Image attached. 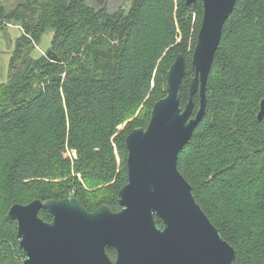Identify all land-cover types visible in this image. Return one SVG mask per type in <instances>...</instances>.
Masks as SVG:
<instances>
[{
	"label": "trees",
	"instance_id": "16d2710c",
	"mask_svg": "<svg viewBox=\"0 0 264 264\" xmlns=\"http://www.w3.org/2000/svg\"><path fill=\"white\" fill-rule=\"evenodd\" d=\"M110 10L90 0H18L0 25L22 28L0 85V264H22L14 203L77 197L88 209L119 211L128 182L126 137L149 124L166 95L167 72L183 53L182 104L202 1L126 0ZM53 29L51 46L32 54ZM207 104L178 168L204 211L235 248L232 264H264V0H237L206 87ZM193 116L200 108L195 95ZM145 108L137 115L139 108ZM136 114L135 118L134 115ZM105 186L104 197L84 183ZM40 216L52 220L42 209ZM157 223L163 226L161 219ZM112 259L117 252L107 247Z\"/></svg>",
	"mask_w": 264,
	"mask_h": 264
},
{
	"label": "water",
	"instance_id": "95a60500",
	"mask_svg": "<svg viewBox=\"0 0 264 264\" xmlns=\"http://www.w3.org/2000/svg\"><path fill=\"white\" fill-rule=\"evenodd\" d=\"M193 4L198 0H185ZM204 14L192 57L190 97L182 104L187 60L179 53L167 72L166 95L156 101L149 124L126 137L128 182L119 191L122 209L94 210L75 196L14 203L8 216L17 223L22 264H232L235 248L199 204L178 168L179 153L205 112L206 87L237 0H200ZM200 108L193 116L195 95ZM264 116V99L258 118ZM53 216L45 220L40 211ZM161 219L163 226L157 223ZM107 247L117 256L112 259Z\"/></svg>",
	"mask_w": 264,
	"mask_h": 264
},
{
	"label": "rangeland",
	"instance_id": "374dc122",
	"mask_svg": "<svg viewBox=\"0 0 264 264\" xmlns=\"http://www.w3.org/2000/svg\"><path fill=\"white\" fill-rule=\"evenodd\" d=\"M91 4L96 7L108 6L110 10H116L119 7L126 6V0H90ZM18 0H0V6L2 3L5 4L7 10L12 9L17 4ZM22 28L17 23H8L5 26L0 25V85L7 83L10 76V63L12 55L16 49L17 41L22 36ZM54 31L53 29H48L44 32L41 41L35 40L32 49V54L34 56H39L42 52H45L52 42ZM142 110L145 111L143 106L137 111V115ZM136 114L134 115L135 118ZM84 186L93 192L94 195H99V199L104 197L105 186L99 184L98 182H91L90 184L84 183Z\"/></svg>",
	"mask_w": 264,
	"mask_h": 264
},
{
	"label": "built area",
	"instance_id": "2783aa9c",
	"mask_svg": "<svg viewBox=\"0 0 264 264\" xmlns=\"http://www.w3.org/2000/svg\"><path fill=\"white\" fill-rule=\"evenodd\" d=\"M22 260H24V256H23Z\"/></svg>",
	"mask_w": 264,
	"mask_h": 264
}]
</instances>
